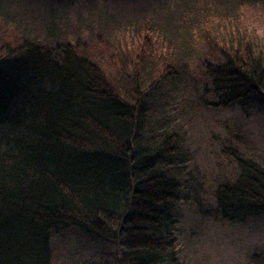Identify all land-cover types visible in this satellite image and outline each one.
<instances>
[{
    "label": "trees",
    "instance_id": "obj_1",
    "mask_svg": "<svg viewBox=\"0 0 264 264\" xmlns=\"http://www.w3.org/2000/svg\"><path fill=\"white\" fill-rule=\"evenodd\" d=\"M14 1L59 0H0V264H56L54 241L73 232L105 245L96 264H169L189 148L165 115L184 65L157 54V40L174 32L185 56L194 20L142 23L114 76L80 41L31 33ZM216 45L200 63L205 103L264 112V50L245 37ZM236 162L215 188L214 212L231 223L264 212V166ZM251 258L264 262V250Z\"/></svg>",
    "mask_w": 264,
    "mask_h": 264
},
{
    "label": "rangeland",
    "instance_id": "obj_2",
    "mask_svg": "<svg viewBox=\"0 0 264 264\" xmlns=\"http://www.w3.org/2000/svg\"><path fill=\"white\" fill-rule=\"evenodd\" d=\"M10 10L38 37L80 41L114 76L112 62L139 38L142 23L150 21L154 27L174 15L192 17L185 56L178 52L182 37L174 43V32L171 39L157 40V54L170 61L176 56L184 65L182 77L167 85L165 115L185 133L189 148L176 207L179 249L169 264H264L251 258L256 250H264V212L234 223L214 212L216 185L235 177L237 156L264 166V112L255 106L210 108L201 97L205 78L200 67L203 59L216 57V41L231 37H245L264 50V0L14 1ZM54 244L59 251L56 264H96L105 248L77 232Z\"/></svg>",
    "mask_w": 264,
    "mask_h": 264
}]
</instances>
